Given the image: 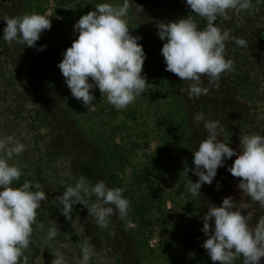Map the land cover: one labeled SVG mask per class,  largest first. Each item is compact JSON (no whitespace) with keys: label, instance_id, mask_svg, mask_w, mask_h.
<instances>
[{"label":"rangeland","instance_id":"374dc122","mask_svg":"<svg viewBox=\"0 0 264 264\" xmlns=\"http://www.w3.org/2000/svg\"><path fill=\"white\" fill-rule=\"evenodd\" d=\"M25 2L0 0V18L51 16L55 6L53 0H42L38 11ZM105 2L120 5L123 0H100ZM133 5L141 6L142 11L130 10L126 19L130 34L141 37L138 43L146 53L141 75L149 84L125 110L115 109L95 87L94 104L89 108L75 99L69 88L61 92L53 82V71L42 67L35 47L3 39L6 21L0 19V137L12 135L25 145L9 163L25 168L27 180L40 182L47 196L37 209L31 242L25 250L28 264H52L57 251L67 264H79L85 243L94 251L90 264H219L202 247L207 238L202 228L208 207L219 206L230 196L238 207L246 205L242 214H252L250 228L264 218V206L243 193L238 188L240 178L228 171L235 155L218 167L211 184H202L199 197L188 191V180L198 179L191 171L193 152L207 135L203 122L194 121L195 114L218 121V139L237 154L240 137L264 135V0L247 11L230 9L227 16L215 21V26L229 31L231 37L244 39L247 46L237 45L235 39L225 42L232 71L224 72L217 82L201 77L200 85L209 91L199 98L188 95L193 82L166 70L161 54L166 41L158 36V25L188 16L203 28L206 21L192 12L186 0H133ZM76 22L61 20L56 50L64 52L76 39ZM61 80L66 83L64 77ZM249 84L256 89L251 98L244 96L241 88ZM112 143L119 144L125 154L126 164L119 173L123 196L134 208L146 207L151 222L146 242L135 234L138 218L132 219L130 210L124 219L110 217L108 228H100L83 204L72 206L70 218L61 212L59 196L67 186H74L80 175L93 185L104 180L110 187L103 159L105 147ZM185 168L189 169L186 175ZM136 174H143L144 180L135 182ZM85 199L89 205L96 202L94 195ZM54 223L57 235L48 240ZM233 264H244L243 257Z\"/></svg>","mask_w":264,"mask_h":264},{"label":"clouds","instance_id":"9594fccd","mask_svg":"<svg viewBox=\"0 0 264 264\" xmlns=\"http://www.w3.org/2000/svg\"><path fill=\"white\" fill-rule=\"evenodd\" d=\"M193 13L206 21L201 28L191 17L160 23L158 36L165 40L161 54L166 70L183 81L193 82L189 87L190 98H199L209 91L200 85L201 77L217 82L224 72L232 71L233 61L226 59L225 42L235 39L239 46H247L244 39L231 37L229 31L215 26L220 16H227L228 10L247 11L252 0H186ZM130 10L137 13L141 6H134L133 0H123L120 5L100 3L94 10L82 15L73 28L78 36L63 52L58 63L72 96L89 108L94 103L92 89L98 88L102 96L117 110H125L145 92L147 78L141 75L146 53L138 43L139 36L129 32L126 17ZM6 21L3 39L8 43L36 47L41 33L51 28L49 16L25 14L0 18ZM45 46H39L43 50ZM196 123L203 122L206 137L201 139L193 152L194 168L198 177L188 180V191L193 197L200 196L202 184H211L217 169L226 159L236 156L228 171L240 178L238 188L253 201L264 206V135L260 133L240 137L239 154L228 143L219 140L218 121L206 120L203 113L194 116ZM25 145L14 136L0 137V264H28L25 250L28 249L37 209L47 199L43 185L38 181L25 180L19 187H13L22 170L17 164H10L13 156H19ZM185 175L189 169L185 168ZM122 187H108L104 180L94 185L89 178L80 175L74 186H67L59 205L66 218H70L72 206L80 203L87 207L100 228L109 227V219L118 215L124 219L130 210V201L123 196ZM96 197L91 205L85 197ZM246 205L237 206L232 197H225L219 206L211 205L203 216L202 232L206 239L202 247L210 259L219 264H233L242 256L244 264H260L264 257V218L256 227L250 228L251 213L242 214ZM209 220L213 224H209ZM57 235L54 223L47 233L48 240ZM79 264H90L93 249L85 243L80 249ZM52 264H67L59 251L54 253Z\"/></svg>","mask_w":264,"mask_h":264},{"label":"trees","instance_id":"16d2710c","mask_svg":"<svg viewBox=\"0 0 264 264\" xmlns=\"http://www.w3.org/2000/svg\"><path fill=\"white\" fill-rule=\"evenodd\" d=\"M55 6L53 8L52 15L49 16L50 21L54 20L53 24H51V28L49 30H45L43 34L40 36V39L37 41V46L35 47L36 53L38 54V58L41 61V65L45 68L48 72L53 71V82L55 86L61 91H65L64 88H68L66 83L63 84L61 80L62 73L58 68V63H55L59 57H63V52L60 50L55 49V42L59 39V32L57 29L60 28L61 20H66L69 23L74 21H78V19L86 14L87 12L94 10L95 6L100 3V0H90L88 3L87 0H53ZM259 0H252V6L256 5ZM25 4L28 8L34 10L35 8L39 11L42 7V0H26ZM42 10V9H41ZM43 12V11H42ZM42 15V13H41ZM60 15V16H58ZM44 45L45 47L43 50H38L39 46ZM242 94L247 98H251L252 94L255 92L256 89L251 88V84L243 85L242 87ZM249 89V91H248ZM105 156L103 159L104 167L106 171V176L108 180V184L110 188L112 187H122L121 186V179L119 177V173L124 170L126 160L125 154L120 150V145L117 143L107 144L105 147ZM22 170V175L18 181H14L13 187H19L23 184L25 180H27L26 176V169L22 166H19ZM137 175V174H136ZM143 174H138L135 182L144 180ZM130 209V215L132 219L138 218V226L135 229V234L141 238L143 241L148 240V232L150 229L151 222L146 218V207L145 206H136L135 208L133 205ZM70 230L72 226L69 222H67ZM147 232V233H146ZM149 253L152 250H147ZM155 264V263H154Z\"/></svg>","mask_w":264,"mask_h":264}]
</instances>
